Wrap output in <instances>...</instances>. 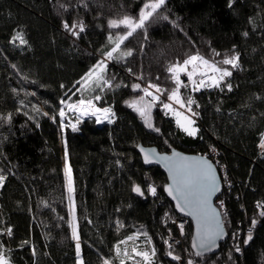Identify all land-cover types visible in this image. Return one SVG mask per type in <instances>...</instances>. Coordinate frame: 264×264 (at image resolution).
<instances>
[{"label": "trees", "instance_id": "obj_1", "mask_svg": "<svg viewBox=\"0 0 264 264\" xmlns=\"http://www.w3.org/2000/svg\"><path fill=\"white\" fill-rule=\"evenodd\" d=\"M148 2L0 0V117L6 118L0 120V175L5 177L0 250L10 264H121L113 249L128 236L150 239L159 264H187L186 254L193 264H257L264 254V216L257 210L258 203L264 205V154L259 152L264 137V0H165L146 28L121 46L132 56L109 61L103 75L112 87L85 90L83 78L112 47L109 34L125 31L109 28V20L137 17ZM17 33L26 43L13 42ZM197 54L232 72L226 78L231 90L180 89L182 99L194 101L191 108L198 118V132L189 136L163 106L175 87L166 69ZM233 55L239 57L238 68L220 63ZM150 83L163 90L150 107L152 129L126 105L143 96L132 85L143 89ZM94 96L100 97L99 108L112 111L111 124L99 126L89 118L74 123L73 131L65 117L61 126L59 111L67 102ZM144 101L151 103V97ZM138 144L163 153L218 152L215 167L218 172L226 168L230 180L216 200L227 237L238 224L254 229L241 255L226 239L215 256H193L188 221L183 247L168 246L179 217L162 193L164 174L143 167ZM66 163L71 194L63 173ZM137 185L143 197L132 194ZM149 186L156 188L155 196Z\"/></svg>", "mask_w": 264, "mask_h": 264}, {"label": "snow or ice", "instance_id": "obj_2", "mask_svg": "<svg viewBox=\"0 0 264 264\" xmlns=\"http://www.w3.org/2000/svg\"><path fill=\"white\" fill-rule=\"evenodd\" d=\"M165 4V0H149L148 3H145L137 17L131 16H123L120 19L109 20L108 27L111 29H120L123 28L125 31L121 34H109L108 41L109 44L112 45L110 50L105 55V60L99 61L93 69H91L86 76L83 78L82 87L85 90H95L96 87H101V85H105L108 87H112L110 82L104 78V72L106 70V60L113 59H123L125 57L132 56L131 50H122L121 46L124 42L131 37L138 30H144L146 28L147 23L150 19L158 12V10ZM167 19V17H164ZM65 29L71 30L68 24L64 25ZM77 27V25H72V28ZM79 30L82 32L84 28L82 25H79ZM77 33L73 32V35ZM19 40L21 44L26 43L23 36L20 33H17L16 36L13 37V42ZM219 55V53H215ZM239 57L237 55H233L230 58L223 59L220 63L223 65L231 66V68L235 69L239 67ZM191 69V70H189ZM166 71L169 73V78L174 83L175 87L168 94V99L173 101L176 104H179L181 108L186 109V111L191 112L193 116L196 115L194 111H192V104L194 101L191 97H188L186 100L182 99L180 96V89L187 88L191 86L192 90L198 91L202 88L206 87H216L220 88L221 86L227 87L228 90H231V85L226 82L225 78L230 77L232 72L228 70V68H221L216 63L209 62V60L205 59L202 56L191 55L184 59L183 61H178L175 64L169 66ZM181 74L187 77L188 83H184L181 80ZM199 77V79H197ZM139 79V77H138ZM158 79V78H157ZM80 83V82H78ZM117 87L119 85H116ZM133 90H140L143 92V96L140 98V101H133L129 104L130 107L134 108L136 111L140 113L142 117H146L147 109L151 107L152 103H155L159 96L154 95L153 91L150 89H154L155 93L163 94V90L157 84H148L147 87L141 89L139 84L132 85ZM144 97H151V103L143 105V107H137V103L143 104ZM99 96H94L90 99L81 98L78 103L67 104L68 111L70 112H78L79 115L76 117V124L80 123L81 117L88 116H96L97 123L102 122L101 115H97L98 113L102 114L104 119L108 120V123L112 122L111 119V110L108 108H97L93 103V100H99ZM61 103H65L63 100ZM164 108L168 111H172L174 115L177 117H182L188 126L181 124L180 119H177V124L185 131L189 136H195L198 129L192 127L191 125L194 121L188 117L184 116L180 112H176L173 110L172 105L165 103ZM199 107V105H197ZM39 111V109H36ZM59 116L61 118V126L64 127L63 121L66 117L65 110L62 108L59 111ZM6 119L5 117H0V120ZM7 119H10L8 117ZM146 124L151 127L150 122L146 119ZM76 124H72L69 121V125L73 131L77 130ZM261 147L264 148V143L261 144ZM67 157V153H66ZM145 162L150 163L151 161L148 159V156H145ZM183 165H180L177 168V172L183 169ZM65 175L67 178V186L68 191L71 194L73 191L72 187V179H71V168L70 166L65 165ZM175 179V177H174ZM5 177L0 175V187L4 184ZM219 190V185L216 182V176L211 169L210 165L197 166L195 168V174L193 175L189 172L184 176L183 179L177 180L175 187H168L166 191L173 199L178 200L177 207L180 208L181 211H185L187 215H196L200 222V230L198 231V243L194 242L193 247L199 248L197 251V255H202L204 252L211 251L216 246V240L223 236V225L221 222V213L216 211L215 209L209 210L208 201L209 197L216 191ZM133 191L139 195H143V192L139 186H135ZM148 191L151 195H156V188L149 186ZM260 207H264V205H258ZM222 207V204H221ZM74 211V209H73ZM261 215L264 216V212H261ZM252 224L255 225L256 221L253 220ZM181 231L183 232V226L181 225ZM8 234H11V229H8ZM146 235V234H145ZM73 238L77 240L76 244V252L77 256H80V244H79V236L76 232V229L73 228ZM147 238V237H146ZM129 240H133V237H129ZM251 235L248 236V240H251ZM247 241H245L246 243ZM122 243H127V241H122ZM149 243H151L149 239ZM117 255L121 254V249L117 246ZM239 251V248H237ZM123 255L129 259L134 257H140V264H154L153 257L156 255V251L154 248L150 250H143L138 248L137 246L132 247L131 253L128 252L127 249L123 250ZM168 255L173 260H179V256L172 255V252H168ZM0 264H10L9 259L7 258L4 251L0 250ZM104 264H110V261L105 260ZM121 264H125L124 260H121ZM188 264H193L192 260L188 261Z\"/></svg>", "mask_w": 264, "mask_h": 264}, {"label": "water", "instance_id": "obj_3", "mask_svg": "<svg viewBox=\"0 0 264 264\" xmlns=\"http://www.w3.org/2000/svg\"><path fill=\"white\" fill-rule=\"evenodd\" d=\"M135 150L139 156L140 161L142 162L143 167L146 168H158L165 176L166 184L162 188V193H164V197L166 200L171 203L175 214L178 215L179 218L186 219L189 224H191V238L189 241L190 252L193 256L205 258V256H215L218 251L220 250L221 244L226 242L227 233L225 230V223H223L222 214H221V222L223 225V236L216 240V246L211 250L204 252L202 255H197V251L199 248H194L193 243H198V231L200 230V222L196 215H187L185 211H181L180 208L177 207L178 200L173 199L172 196L168 194L166 188L168 187H175L176 181L181 180L191 172L193 175L195 174V168L203 165H210L211 169L213 170L216 176V182L219 185V190L214 192L208 201L209 210L215 209L216 211L220 212L219 208L216 205V200L221 196L222 190V182L219 178L218 169L215 167V164L211 162L208 158L203 155H196V154H186L180 150L171 149L168 153L160 152L157 148L153 146H143L138 144L135 147ZM148 156V159L151 161L150 163L145 162V156ZM183 165V169L177 172V168ZM175 177V179H174ZM138 186V185H137ZM140 187V186H139ZM141 188V187H140ZM142 190V189H141ZM132 194L135 197H143V195H139L132 190ZM144 194V193H143ZM221 213V212H220Z\"/></svg>", "mask_w": 264, "mask_h": 264}, {"label": "built area", "instance_id": "obj_4", "mask_svg": "<svg viewBox=\"0 0 264 264\" xmlns=\"http://www.w3.org/2000/svg\"><path fill=\"white\" fill-rule=\"evenodd\" d=\"M79 102V101H78ZM95 104V106L98 108V101L93 102ZM83 118L85 120L89 119V118H94L93 116H88L85 115L83 116ZM194 120L197 122V119L194 118ZM104 124H111V123H104ZM215 151V152H212ZM211 153L209 154H204L203 156H205L206 158H208L211 162H218L217 161V156H218V152L216 150H212ZM220 179H222V184L223 187L228 186L230 184V180L228 179L227 176V171L226 168L223 167V169H221L220 171ZM159 204L161 206H164L165 203L164 202H159ZM258 205H261L258 203ZM257 205V210H259V215H261V207ZM174 225L176 226V234H169L168 236V240H167V244L169 247H183L184 244V238H185V230L187 227V220L184 218H178L174 221ZM181 225L183 226V232L181 231ZM253 228L251 226H249L248 228H241V224H238V229L237 231L233 232L231 234L230 237H228V241L227 243L230 244V248L233 250V252L236 255H241L243 252V249L245 247H247L249 245V241L248 240V236L251 235V237L253 236L252 234L253 232ZM129 237H133V240H129ZM122 241H127V243H122ZM245 241H247L245 243ZM117 246H119V248L121 249V254L118 256L117 255ZM137 246L140 249L143 250H150L152 249L151 247V243H149L148 238H144V237H138V236H128L125 239L121 240L120 242L117 243V245L114 247V254L116 256V258L120 259V260H124L125 262H131L132 264H140V257H134L132 259H129L127 257H125L123 255V250L127 249L129 253H131V249L132 247ZM237 248H239V251H237ZM187 262L190 260V257L188 254L185 255ZM153 261L154 264H159L157 259L155 257H153ZM188 264V263H187ZM206 264H217L214 262H209ZM257 264H264V254L260 257V259L258 260Z\"/></svg>", "mask_w": 264, "mask_h": 264}, {"label": "rangeland", "instance_id": "obj_5", "mask_svg": "<svg viewBox=\"0 0 264 264\" xmlns=\"http://www.w3.org/2000/svg\"><path fill=\"white\" fill-rule=\"evenodd\" d=\"M103 60H105V59H103ZM100 61H101V60H100ZM109 61H110V60H106V61H105L106 65L109 64ZM106 68H107V67H106ZM189 70H191V69H189ZM181 77H182V79L184 78V79L186 80V82H188V81H187V77H186L185 75L181 74ZM225 80H226V78H225ZM226 81H227V80H226ZM150 91H152V90L150 89ZM153 93H154V95H156L155 91H154ZM133 101H137V102H139L140 100H132V102H133ZM93 102H95V101H93ZM132 102H127L126 105L129 106V104L132 103ZM73 103H75V102H67V103L64 105V107H63V109L65 110V113H66V118H68L67 120L71 121L72 124L76 123V117L79 115L78 112H70V111H68L67 104H73ZM166 103L172 105V108H173L174 111H176V112H180V113H182L184 116H188V117H190V118L194 121V123H193L191 126L194 127V128H196V129H198V127H197V125H196V121L194 120V118L198 120V118H197L196 116H193L191 112L186 111V109L181 108V107L179 106V104H176V103H174V102L171 101V100H168ZM143 105H146V104H145V101H143V104L137 103V107H143ZM98 108H99V107H98ZM100 108L103 109L102 107H100ZM129 108H130L132 111H134V112L137 114L138 117L141 118V120H142L143 124L145 125V127H148L149 129H152V120H151V116H150L151 108H148V109H147V115H146V117H142V116L140 115V113H139L138 111H136L134 108H132V107H130V106H129ZM108 109H109V108H108ZM165 110H166V111H167V112L173 117L176 126H179V125L177 124V119H180L181 124H184L185 126H188V125L186 124V122L183 120L182 117H177L176 115L173 114L172 111H168L167 109H165ZM111 114H112V111H111ZM97 115H101V117H102V122L97 123L96 116H93L94 118H91V119H95L97 125L101 126L102 124H104V123H106V122L108 123V120H107V119H104L103 116H102V114L98 113ZM111 119H113V118H112V115H111ZM146 119L150 122L151 127H149V126L146 124V122H145ZM81 120H85V119L83 118V116L81 117ZM112 121H113V120H112ZM179 127H180V126H179ZM180 128H181V127H180ZM181 129H182V128H181ZM184 132H185V131H184ZM197 132H198V131H197ZM197 132H196V134H197ZM185 133H186V132H185ZM186 134H187V133H186ZM196 134H195V135H196ZM262 143H264V137H263V139L261 140V142H260V146H259V152L264 154V148L261 147V144H262ZM213 150H215V149H213ZM212 152H215V151H212ZM63 173H64V175H65V164L63 165ZM65 177H66V175H65ZM66 179H67V178H66ZM66 183H67V182H66ZM66 186H67V185H66ZM67 187H68V186H67ZM73 228H75V224H74V221H73V219H72V225H71L72 239L75 240V239L73 238ZM75 241H76V243H77V240H75ZM78 242H79V241H78Z\"/></svg>", "mask_w": 264, "mask_h": 264}, {"label": "bare ground", "instance_id": "obj_6", "mask_svg": "<svg viewBox=\"0 0 264 264\" xmlns=\"http://www.w3.org/2000/svg\"><path fill=\"white\" fill-rule=\"evenodd\" d=\"M219 178H220V175H219ZM221 182H222V179H221ZM222 188H223V184H222ZM237 229H238V227H237ZM237 229L233 230V231L231 232V234H232L233 232L237 231ZM231 234H230V236H231ZM252 235H253V234H252ZM227 236H228V233H227ZM230 236H229V237H230ZM226 239L228 240V237H227ZM229 246H230V244H229Z\"/></svg>", "mask_w": 264, "mask_h": 264}]
</instances>
